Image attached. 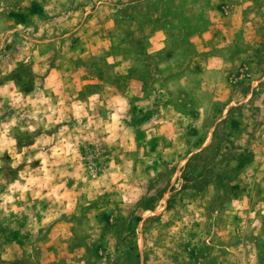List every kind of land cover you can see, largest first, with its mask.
<instances>
[{"label": "rangeland", "instance_id": "374dc122", "mask_svg": "<svg viewBox=\"0 0 264 264\" xmlns=\"http://www.w3.org/2000/svg\"><path fill=\"white\" fill-rule=\"evenodd\" d=\"M0 264H264V0H0Z\"/></svg>", "mask_w": 264, "mask_h": 264}]
</instances>
